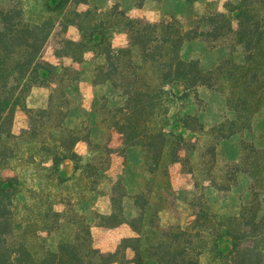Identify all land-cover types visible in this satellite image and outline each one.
I'll return each mask as SVG.
<instances>
[{
  "label": "trees",
  "instance_id": "1",
  "mask_svg": "<svg viewBox=\"0 0 264 264\" xmlns=\"http://www.w3.org/2000/svg\"><path fill=\"white\" fill-rule=\"evenodd\" d=\"M31 1L41 6L37 19L28 17ZM82 2L88 0H0V264H264V146L254 140L243 142L235 164L249 174L251 196L224 222L203 208L186 226L164 227L151 210L153 189L137 191L132 196L135 216L125 217L122 207L97 214L101 226L126 222L135 231L116 250L103 251L94 244L91 225L72 199L63 197L65 208L59 210L55 193L32 189L20 213L21 176L5 177L3 169L26 157L45 171L48 181L61 183L64 162L80 156L74 147L81 137L66 122L74 102L70 91L77 89L81 70L44 57L57 26L79 29L80 39L63 37L55 54L81 63L87 52L93 53L94 84H109L114 91L102 97L100 107L107 114L103 120L117 127L127 142L133 141L128 145L141 147L147 160L153 157L145 163L149 173L161 169L167 148L172 162L187 160L181 153L187 141L177 129L186 125L177 120L168 134L152 128L163 114V95L170 94L171 101L198 95L200 87L222 91L235 115L217 124L218 140L253 127V117L264 103V0H228L224 11H209L190 22L177 16L158 21L131 17L116 6L80 10ZM144 3L136 0L138 6ZM117 29L127 33L126 46L113 45L111 34ZM196 39L212 47L224 44L227 55L204 70L198 58L182 55L184 44ZM34 86H51L46 107L25 105ZM20 107L27 110L28 125L16 133L13 123ZM123 127H135L131 141ZM105 148L114 151L108 143ZM112 200L118 204L116 197Z\"/></svg>",
  "mask_w": 264,
  "mask_h": 264
},
{
  "label": "rangeland",
  "instance_id": "2",
  "mask_svg": "<svg viewBox=\"0 0 264 264\" xmlns=\"http://www.w3.org/2000/svg\"><path fill=\"white\" fill-rule=\"evenodd\" d=\"M227 1L145 0L142 6H138L136 0H88V3H79L77 8L84 10L93 7L107 11L116 6L131 17L158 21L164 17L177 16L190 22L209 11H224ZM29 9L28 17L37 19L41 6L31 1ZM63 37L78 40L81 33L76 25H70L66 31L57 26L44 48V57L54 64H59L61 60L81 70L77 89L70 91L74 102L66 122L81 137L74 147L80 156L76 160L67 159L64 162L65 177L61 183L48 181L44 176L45 171L37 164H29L26 157L14 159L10 167L3 169L5 177L16 173L21 176L23 185L18 195L20 213H23L22 208L30 200L32 189L55 193L58 201L55 207L59 210L65 208L66 200L63 197L72 199L74 208L91 225L94 244L103 251H114L123 238L134 236L135 231L126 222L114 227L101 226L97 214H108L115 207H122L125 217L135 216L132 196L137 191L153 189L151 210L157 212V222L164 227L172 224L186 226L194 218V212L203 208L216 213L219 222L226 221V218L240 210L251 196L252 181L249 174L238 170L235 164L241 159L243 142L254 140L257 145L264 146V103L253 117V127H242L243 132L218 140L221 138V128L216 127L217 124L235 115L222 91L200 87L198 95L191 94L187 98L171 101L170 94L163 95V114L157 119L158 126L152 128H162L168 134L176 128L171 125L177 120L186 125L177 129H181L187 141L186 149L181 150L183 155H187V160L184 163L172 162L167 148L161 169L156 174L149 173V166L145 163L148 160L152 162L153 157L147 160L141 147L128 145L133 142L129 137L135 135V127H123L128 132V141H131L127 142V137L125 140L117 127L107 126L103 120L107 114L106 109L100 107L102 97L112 96L114 91L109 84H94L93 69L96 61L92 59L93 53L87 52L81 63L73 62L70 57L60 59L55 49L60 47ZM111 39L117 47L128 44V35L121 29L113 31ZM227 51L224 44L212 47L196 39L184 44L182 55L187 59L198 58L202 68L209 70L223 60ZM51 90V86H34L25 99V105L46 107ZM111 105L112 100H109L108 106ZM27 125V110L20 107L15 114L13 130L20 133ZM225 129L227 131L228 127ZM49 142L52 143V140ZM107 143L114 149L113 153L106 150ZM24 149L28 150L27 147ZM241 167L246 169L247 165L242 164ZM113 196L117 199L116 205ZM143 203L140 201L139 205Z\"/></svg>",
  "mask_w": 264,
  "mask_h": 264
}]
</instances>
